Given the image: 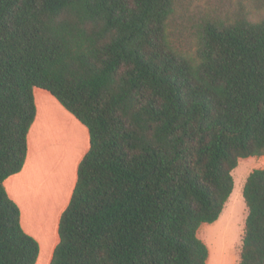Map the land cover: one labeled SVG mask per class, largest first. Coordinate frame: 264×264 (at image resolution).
I'll list each match as a JSON object with an SVG mask.
<instances>
[{
  "label": "trees",
  "instance_id": "16d2710c",
  "mask_svg": "<svg viewBox=\"0 0 264 264\" xmlns=\"http://www.w3.org/2000/svg\"><path fill=\"white\" fill-rule=\"evenodd\" d=\"M193 0H0V264H35L3 181L19 172L49 92L88 131L49 264H205L239 158L264 155V0L170 25ZM245 6L247 8H245ZM238 264H264V168L242 191Z\"/></svg>",
  "mask_w": 264,
  "mask_h": 264
},
{
  "label": "crops",
  "instance_id": "0c3cea01",
  "mask_svg": "<svg viewBox=\"0 0 264 264\" xmlns=\"http://www.w3.org/2000/svg\"><path fill=\"white\" fill-rule=\"evenodd\" d=\"M35 118L27 133V154L22 169L8 176L3 185L20 210L22 229L45 246L46 263L58 243V221L67 206L76 181L77 166L89 147L88 131L55 97L33 89ZM67 120L70 128L61 125ZM43 130H45L43 132ZM88 139V145L74 158L71 149Z\"/></svg>",
  "mask_w": 264,
  "mask_h": 264
},
{
  "label": "rangeland",
  "instance_id": "374dc122",
  "mask_svg": "<svg viewBox=\"0 0 264 264\" xmlns=\"http://www.w3.org/2000/svg\"><path fill=\"white\" fill-rule=\"evenodd\" d=\"M240 1L248 0H193L188 11L171 23V41L179 50L191 54L195 47V24L199 19H225L232 13L231 11L236 10ZM70 124L67 120L61 121V125L67 126V129L70 128ZM86 144L88 145V139L80 142L77 149L74 147L70 150V153L74 152V158L85 148ZM262 168H264V155L238 159L231 172L233 189L219 217L212 223L201 224L197 230L198 237L208 250L205 264H238L242 230L247 214L242 195L243 186L251 171ZM41 254L44 259L45 246L44 248L42 246ZM38 263H41L40 258Z\"/></svg>",
  "mask_w": 264,
  "mask_h": 264
},
{
  "label": "bare ground",
  "instance_id": "6f19581e",
  "mask_svg": "<svg viewBox=\"0 0 264 264\" xmlns=\"http://www.w3.org/2000/svg\"><path fill=\"white\" fill-rule=\"evenodd\" d=\"M45 263H46V259L44 258L41 260V263H38V264H45Z\"/></svg>",
  "mask_w": 264,
  "mask_h": 264
}]
</instances>
